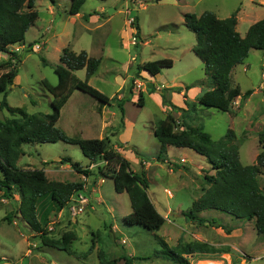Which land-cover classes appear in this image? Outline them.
I'll return each mask as SVG.
<instances>
[{
	"label": "rangeland",
	"instance_id": "374dc122",
	"mask_svg": "<svg viewBox=\"0 0 264 264\" xmlns=\"http://www.w3.org/2000/svg\"><path fill=\"white\" fill-rule=\"evenodd\" d=\"M120 1L85 0L76 11H70V0H56L55 4L35 0L38 13L35 25L27 30L24 44L9 47L19 52L20 61L6 99L9 105L23 107L28 113H48L52 95L40 82L45 78L53 85L57 83L55 66L62 49L85 50L99 58V67L89 84L110 97L108 111L97 113L96 100L74 90L61 109L57 127L72 137L108 138L133 171H144L147 193L165 222L157 231L124 226L122 218L131 211L130 201L126 192L114 190L112 179L104 178L100 183L97 167H103L104 163L98 161V166L94 163L93 172L84 177L73 170L70 162H60L61 158L70 157L84 168L90 166L77 145L61 141L24 145L23 154L15 163L17 167L44 168L49 179L83 183L82 194L88 199L83 211L73 218L68 203L62 211L50 212L48 219L52 224L48 221L47 225L48 229L53 227L50 235L54 238H60L65 231H74L77 238L71 250L82 257L44 246L17 215L10 216L9 221L5 216L17 207L18 194L15 193L14 200H8L0 192V264H98L100 249L117 264H124L126 256L150 257L132 259V264H174L157 256L164 250L159 238L168 246L199 240L227 250L188 256L191 264H264V234L256 232L253 220L237 219L216 210L201 212L202 223L186 217L192 202L208 187L205 175L215 171L207 159L190 148L171 146L167 150L169 158L158 161L159 142L153 133L157 120L171 111L177 114L178 110H172L170 105L186 108L179 86L188 87L187 98L194 100L187 101L196 104L198 96L208 89L204 64L192 51L196 36L185 27L183 14L210 11L218 18H226L238 8L236 28L243 36L252 23L264 17V0ZM110 8L114 10L109 11ZM130 18L133 25L128 24ZM136 24L137 44L128 45L134 32L129 27ZM30 43L33 45L29 49ZM4 55L1 53L0 59ZM41 57L47 65L42 64ZM162 58L172 59L173 66L154 77L139 68L144 62ZM74 73L80 79L85 78V69ZM231 77L232 85L238 84L242 93L252 91L247 98L234 100V114L196 105L184 118L191 125H202L214 140L233 129L241 163L253 164L261 150L258 132L264 125V51L250 49L244 61L232 69ZM139 90L144 99L141 106ZM117 96L122 98L117 100ZM8 116L6 110L0 109V119ZM110 120L112 127L102 131V122ZM177 120L181 122L182 117ZM258 180L264 187V168ZM224 228H230L231 232L226 233Z\"/></svg>",
	"mask_w": 264,
	"mask_h": 264
},
{
	"label": "trees",
	"instance_id": "16d2710c",
	"mask_svg": "<svg viewBox=\"0 0 264 264\" xmlns=\"http://www.w3.org/2000/svg\"><path fill=\"white\" fill-rule=\"evenodd\" d=\"M50 1L55 4L56 0ZM84 1L70 0V11H76ZM238 10L237 8L226 18H218L210 11H204L200 15L183 14L185 27L196 36L192 51L204 64L208 89L198 96L197 104L185 101L186 108L170 105L172 110L180 112L178 117H182V121L179 122L178 117L169 112L155 122L153 133L159 142L156 156L158 161L167 160V146L190 148L205 157L215 171L214 174L205 175L208 187L192 202L186 216L190 221L202 223L204 219L199 216L201 212L216 210L237 219L253 220L256 232L264 234V187L258 182V176L264 168V125L258 132L261 150L256 154L255 163L242 164L233 129H228L221 138L214 140L202 125H191L184 118L196 105L234 114V100L237 97L247 98L252 93L249 89L242 93L238 84L232 85L231 72L244 61L250 49L264 51V17L252 23L245 35L241 36L236 30ZM37 18L35 0H0V54L5 53L6 56L0 59V70H4L0 73V95H3L0 109L9 114L0 119V192L1 197L8 200H14L15 193L18 194L17 207L5 217L10 221V216L17 215L38 235L44 246L63 250L77 258L82 257L71 250V244L77 238L74 231H65L60 238H54L47 225L50 222V212L66 207L71 195L83 189V183L52 180L47 177L44 168H20L15 164L23 154L22 146L61 141L77 145L89 159L90 165L95 163L98 166V161L104 163L103 167H97L98 174L112 179L117 193H127L131 211L122 218L124 226L136 225L148 231L159 230L165 218L147 193L148 182L144 171H133L129 161L110 144L108 138L72 137L57 127L61 109L74 90L90 95L101 105L110 104V97L88 83V78L99 67V58L89 55L85 50L75 52L68 47L62 49L59 63L55 66L57 83L53 85L45 78L40 82L45 91L52 95L51 111L48 113H28L23 107L11 106L7 102V89L17 76V62L20 61L19 52L9 47L24 44L25 34L35 25ZM136 28L138 36L139 27ZM32 45L30 43L28 48ZM41 61L43 65H47L43 57ZM172 66V59L162 58L144 62L139 68L154 77ZM81 69H85L84 79L74 73ZM121 98L116 97L117 100ZM138 99L141 106L144 102L141 90L138 91ZM60 162H70L75 172L85 176L91 173L88 166L84 168L70 157L61 158ZM224 231L230 233L231 229L224 228ZM159 242L164 250L157 256L171 260L174 264H191L187 257L194 254L225 251L199 240L179 241L175 246H168L162 238H159ZM97 257L98 264H117L114 258L108 257L101 249ZM136 258L150 257L126 256L123 257L124 264H132V259Z\"/></svg>",
	"mask_w": 264,
	"mask_h": 264
},
{
	"label": "crops",
	"instance_id": "0c3cea01",
	"mask_svg": "<svg viewBox=\"0 0 264 264\" xmlns=\"http://www.w3.org/2000/svg\"><path fill=\"white\" fill-rule=\"evenodd\" d=\"M50 10H51V13L53 14V11H52V7L50 8ZM237 24H238V21H237ZM236 24V25H237ZM137 26H138V24H136ZM248 29V28H247ZM236 30H237V28H236ZM245 33H246V31H245ZM138 34H139V32H138ZM241 35V34H240ZM245 35V34H244ZM243 35V36H244ZM242 36V35H241ZM46 43V40H45V42H44V44ZM128 45H132L130 42H129V44ZM3 58H5V57H3ZM78 71H81V70H78ZM77 72V71H76ZM97 72V71H96ZM95 72V73H96ZM139 74H140V72H139ZM94 78V74L91 76V77H89L88 78V83L90 82V80L91 79H93ZM151 83V82H150ZM184 85L186 86V84L184 83ZM156 89H157V91H158V93H161V88H158V86H156L155 87ZM164 88H166V87H164ZM179 89H180V94L186 99V101L187 100H194V99H190V98H187V92L189 91L186 87H185V89L183 88L182 89V87L181 86H179ZM141 92H142V90H141ZM96 105H97V107H98V112L97 113H100V114H102V112H105L106 110H107V106H111L110 104L109 105H101V104H99L97 101H96ZM108 111V110H107ZM174 117H178L179 116V114H180V112L178 111L177 112V114H174V111H171L170 112ZM176 115H178V116H176ZM60 117H61V115H60ZM108 122H110V123H104V121L102 122V127H101V130L103 131V130H105V129H107V128H110V127H112V121L110 120V121H108ZM106 126V127H105ZM169 147H171V146H167V150H169ZM182 149V148H181ZM118 151H119V149H117ZM167 158H169V155L167 154ZM205 158V157H204ZM206 159V158H205ZM146 166V164H144V169L146 168L145 167ZM88 168H89V170L91 171V172H93V167H91V166H88ZM91 174V173H90ZM83 175V174H82ZM84 177H88V176H85V175H83ZM101 179H103L102 177H101ZM84 186V185H83ZM166 192L169 194V195H171V193L168 191V190H166Z\"/></svg>",
	"mask_w": 264,
	"mask_h": 264
},
{
	"label": "built area",
	"instance_id": "2783aa9c",
	"mask_svg": "<svg viewBox=\"0 0 264 264\" xmlns=\"http://www.w3.org/2000/svg\"><path fill=\"white\" fill-rule=\"evenodd\" d=\"M128 23L132 24L133 23V19L132 18L129 19ZM133 30H134V33H135V29L131 28L132 32H133ZM131 43L132 44H136L135 36H132ZM36 46L38 47L39 45H36ZM102 181L103 180H101L100 183ZM87 201H88V199H87L86 195H83L82 192H77V193L71 195L70 200H69V204H71L70 207H69V210L71 211L72 215L76 216L81 211H83L84 206L86 205ZM53 223H54V221H53ZM122 243H125L124 239H122Z\"/></svg>",
	"mask_w": 264,
	"mask_h": 264
},
{
	"label": "clouds",
	"instance_id": "9594fccd",
	"mask_svg": "<svg viewBox=\"0 0 264 264\" xmlns=\"http://www.w3.org/2000/svg\"><path fill=\"white\" fill-rule=\"evenodd\" d=\"M130 19H131V18H130ZM128 24H129V23H128ZM133 24H134V20H133L132 25H133ZM129 25H131V24H129ZM129 28L131 29L132 27L130 26ZM135 28H136V26H134V28H132V29H135ZM136 32H137V28H136V30H135V33L133 32L132 34H130V36H131V39H130V40L132 41V36H135V38H136V44H137V37H136L137 35H136ZM131 44H132V43H131ZM136 44H133V45H136ZM86 52H87V51H86ZM117 97H118V98H121V97H119V96H117ZM95 100H96V99H95ZM96 101H97V100H96ZM97 102H98V101H97ZM90 166L93 167L94 164H91ZM99 176H100V175H99ZM100 177H102V176H100ZM102 178L104 179V177H102ZM103 179H100V181L103 180ZM101 183H103V181H102ZM97 185H98V183H97ZM79 192H82V190L79 191ZM68 203H69V202H68ZM59 211H62V210H59ZM76 216H77V215H76ZM76 216H73V218H75ZM51 222H52V221H51ZM51 222H50V223H51ZM51 224H52V223H51ZM51 224H50V225H51Z\"/></svg>",
	"mask_w": 264,
	"mask_h": 264
},
{
	"label": "water",
	"instance_id": "95a60500",
	"mask_svg": "<svg viewBox=\"0 0 264 264\" xmlns=\"http://www.w3.org/2000/svg\"><path fill=\"white\" fill-rule=\"evenodd\" d=\"M124 0H121L120 2H123ZM114 9L113 8H110V10L109 11H113ZM13 86V85H12Z\"/></svg>",
	"mask_w": 264,
	"mask_h": 264
},
{
	"label": "bare ground",
	"instance_id": "6f19581e",
	"mask_svg": "<svg viewBox=\"0 0 264 264\" xmlns=\"http://www.w3.org/2000/svg\"><path fill=\"white\" fill-rule=\"evenodd\" d=\"M53 229V227H49V230Z\"/></svg>",
	"mask_w": 264,
	"mask_h": 264
}]
</instances>
